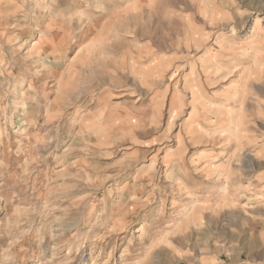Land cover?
<instances>
[{
  "label": "rangeland",
  "instance_id": "obj_1",
  "mask_svg": "<svg viewBox=\"0 0 264 264\" xmlns=\"http://www.w3.org/2000/svg\"><path fill=\"white\" fill-rule=\"evenodd\" d=\"M0 149V264H264V0H0Z\"/></svg>",
  "mask_w": 264,
  "mask_h": 264
},
{
  "label": "bare ground",
  "instance_id": "obj_2",
  "mask_svg": "<svg viewBox=\"0 0 264 264\" xmlns=\"http://www.w3.org/2000/svg\"><path fill=\"white\" fill-rule=\"evenodd\" d=\"M25 31H27V30H25ZM28 35L27 34H22V35H19V36H14V39L16 40V41H18L19 42V44L21 43H23V39L25 38V37H27ZM232 98V102L234 103V104H236L237 102H238V100H240L241 98H242V96H241V93H240V90H237L236 92H234L233 93V97H231ZM238 112H237V114H236V120H234V121H232V123H234V126H237V128H235L236 130H235V134H238L233 140H234V145H235V149H234V156H239V155H241V150H240V147L242 146V142H243V140H244V138H246L248 135H247V132H246V130L245 129H240L238 126H239V123L241 122V120L243 119L242 117H243V113H242V107H239L238 109ZM21 115L22 116H24V115H28L27 114V111L26 110H23V112L21 113ZM231 119H233L232 117H231ZM241 124V123H240ZM19 132H15V135H16V138H17V140H16V144L17 145H19L20 143H21V137H20V135L18 134ZM19 135V136H18ZM2 155V150L0 149V156ZM251 158V157H250ZM214 159H216V158H212V160H214ZM247 159V158H246ZM249 159V158H248ZM256 166H258V164H256L255 165V167ZM230 169V168H229ZM228 183L229 184H232V182H227L225 185L227 186L228 185ZM263 194H264V192H263ZM198 199H200V197L198 196V193H196V194H193V199H192V201H193V203H191L192 205L188 208V209H185V212L186 213H189V214H191L192 212L194 213V212H196L201 206H200V201H198ZM256 199V197L254 196V194H251V196L248 198V201H253V200H255ZM262 200H264V196H263V198H262ZM182 205V204H181ZM190 205V204H189ZM195 220V215H190L189 216V218H186L185 219V222H184V224L185 223H188L189 221H194ZM178 226H180V224L178 223ZM145 255V256H144ZM148 256V254H146V252L142 255V258H140V259H135V258H133V260L132 259H130L129 261H128V264H140L143 260H145V258ZM143 257H145V258H143Z\"/></svg>",
  "mask_w": 264,
  "mask_h": 264
}]
</instances>
